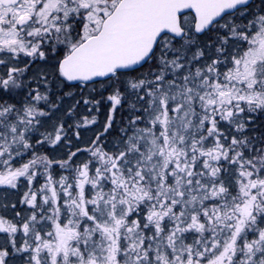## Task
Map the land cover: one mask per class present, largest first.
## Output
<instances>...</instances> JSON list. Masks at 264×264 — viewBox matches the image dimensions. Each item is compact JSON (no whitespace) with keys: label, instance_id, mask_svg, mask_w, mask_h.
Returning <instances> with one entry per match:
<instances>
[{"label":"snow or ice","instance_id":"6c2138e0","mask_svg":"<svg viewBox=\"0 0 264 264\" xmlns=\"http://www.w3.org/2000/svg\"><path fill=\"white\" fill-rule=\"evenodd\" d=\"M0 264H264V0H0Z\"/></svg>","mask_w":264,"mask_h":264}]
</instances>
